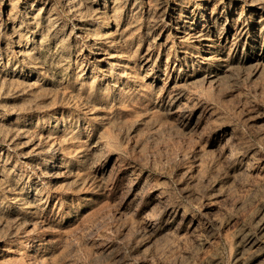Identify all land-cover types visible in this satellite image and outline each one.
I'll use <instances>...</instances> for the list:
<instances>
[{
    "label": "rangeland",
    "instance_id": "374dc122",
    "mask_svg": "<svg viewBox=\"0 0 264 264\" xmlns=\"http://www.w3.org/2000/svg\"><path fill=\"white\" fill-rule=\"evenodd\" d=\"M0 264H264V0H0Z\"/></svg>",
    "mask_w": 264,
    "mask_h": 264
}]
</instances>
